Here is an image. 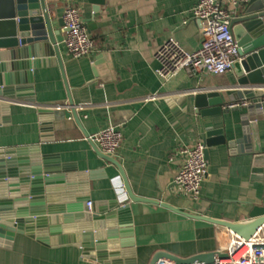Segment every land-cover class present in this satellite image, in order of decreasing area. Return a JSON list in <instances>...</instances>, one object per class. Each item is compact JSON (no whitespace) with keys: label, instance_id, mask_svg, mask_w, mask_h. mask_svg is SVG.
<instances>
[{"label":"crops","instance_id":"crops-1","mask_svg":"<svg viewBox=\"0 0 264 264\" xmlns=\"http://www.w3.org/2000/svg\"><path fill=\"white\" fill-rule=\"evenodd\" d=\"M100 1L39 0L50 26L58 20L63 24L51 26L53 44L36 59L28 79L15 85L16 97L0 99L8 106L0 107V149L26 147L50 156L59 167L52 176L101 172L94 179L68 181L87 182L90 201L101 208L110 202L129 208L132 232L122 239L133 240L137 264H152L160 252L182 258L215 253L227 245L230 224L247 225L237 233L248 235L251 213L264 207V161L263 171L255 173V153L233 151L227 143L208 147L199 198L184 194L175 184L185 158L181 150L204 141L205 135L193 109L170 115V98L215 90L230 102L226 89L237 75L233 69L220 75L180 70L165 82L158 76L156 52L167 39L175 38L188 51L200 47L201 25L193 15L198 0ZM67 5L79 9L95 41L91 56L73 58L65 47ZM59 104H65L61 114ZM40 108L55 112V119L42 121ZM247 111L225 109L204 119L205 126L222 128L227 140H236L243 136ZM250 118L258 123L264 154L263 115ZM111 125L123 133L115 155L89 138ZM263 222L264 216L254 218V228ZM0 264L94 263L82 259L73 244L46 245L17 234L12 248L0 246Z\"/></svg>","mask_w":264,"mask_h":264},{"label":"water","instance_id":"water-1","mask_svg":"<svg viewBox=\"0 0 264 264\" xmlns=\"http://www.w3.org/2000/svg\"><path fill=\"white\" fill-rule=\"evenodd\" d=\"M57 24L63 23L53 21L51 26ZM51 26L41 11L39 0H0V99L16 97L14 91L18 88L15 85L28 79L29 71L38 64L36 59L52 42ZM231 27L244 59L235 62L233 70L237 81L226 89V94L231 96L230 102L234 101L233 94H237L238 100L247 98L252 101L242 115L243 136L227 140L222 128L213 124L205 126L204 119L221 114L224 105L229 103L221 92L215 90L199 92L193 97L186 94L170 98V115L177 117L194 110L205 135L207 160L208 147L227 143L233 151L255 153L254 172L261 173L264 161L260 145L262 137L257 121L250 117L263 115L264 118V0H250L241 14L232 19ZM55 34L60 40L58 30ZM3 101L0 100V107L5 109L8 106ZM64 105H58L60 114ZM38 112L42 121L48 116L50 119L56 116L55 112L45 108ZM69 116L67 112L66 117ZM50 158L26 147L0 149V246L12 248L16 235L24 234L46 245L73 244L79 248L82 259L94 264H137L133 240L122 239L132 232L131 223L126 218L129 208L116 207V202L103 208L92 202L91 210L87 207L90 197L85 181L100 176L101 172L52 176L59 167ZM75 177L85 181L80 184L68 181ZM6 186L10 188L9 193ZM250 216L252 221L246 228L248 234L255 229L254 218L264 216V207L256 206ZM246 226L230 224L235 232ZM215 255L206 253L182 258L160 252L152 264L161 258L182 264L203 259L212 264ZM219 255L226 256L225 253Z\"/></svg>","mask_w":264,"mask_h":264},{"label":"built area","instance_id":"built-area-1","mask_svg":"<svg viewBox=\"0 0 264 264\" xmlns=\"http://www.w3.org/2000/svg\"><path fill=\"white\" fill-rule=\"evenodd\" d=\"M250 0H198L193 15L200 21L202 42L198 49L188 51L175 39L169 38L156 52L159 62L157 74L167 81L180 70L192 74H224L233 69L236 61L244 59L240 55L241 47L235 39L231 22L241 7ZM65 47L73 58L91 56L96 51L95 41L84 23L79 9L67 5L63 13ZM147 101L150 99H146ZM250 99L234 100L227 103L225 109L246 108ZM56 108L60 106L56 105ZM89 138L99 144L108 155L118 153L123 140L122 131L108 126L92 134ZM206 145L199 141L181 150L185 158L175 177V184L187 196L198 199L202 183L208 171L205 156ZM123 187V186H122ZM92 202H87L91 210ZM212 264H264V222L253 233L242 235L230 229L227 245L215 252ZM225 253L221 257L219 254ZM155 264H182L161 258ZM183 264H208L206 260L196 259Z\"/></svg>","mask_w":264,"mask_h":264}]
</instances>
